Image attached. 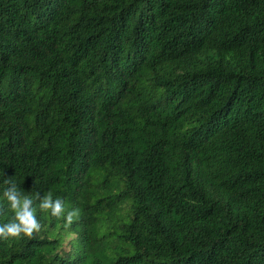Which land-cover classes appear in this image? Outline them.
Here are the masks:
<instances>
[{"label":"trees","instance_id":"obj_1","mask_svg":"<svg viewBox=\"0 0 264 264\" xmlns=\"http://www.w3.org/2000/svg\"><path fill=\"white\" fill-rule=\"evenodd\" d=\"M9 178L0 264H264V0H0Z\"/></svg>","mask_w":264,"mask_h":264},{"label":"clouds","instance_id":"obj_2","mask_svg":"<svg viewBox=\"0 0 264 264\" xmlns=\"http://www.w3.org/2000/svg\"><path fill=\"white\" fill-rule=\"evenodd\" d=\"M4 183L8 186L3 191V199L13 215L8 222L0 224V241L35 239L42 231V224L37 218V209L33 207V197L24 195L11 178L5 179ZM35 199L39 201L41 213H50L56 219L63 218L65 228L79 218V209L66 210L63 200L54 197L51 191L44 195L36 193Z\"/></svg>","mask_w":264,"mask_h":264}]
</instances>
